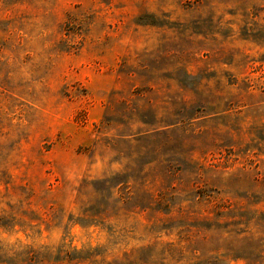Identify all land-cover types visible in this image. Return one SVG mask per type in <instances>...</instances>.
<instances>
[{"label": "rangeland", "instance_id": "obj_1", "mask_svg": "<svg viewBox=\"0 0 264 264\" xmlns=\"http://www.w3.org/2000/svg\"><path fill=\"white\" fill-rule=\"evenodd\" d=\"M0 264H264V0H0Z\"/></svg>", "mask_w": 264, "mask_h": 264}]
</instances>
